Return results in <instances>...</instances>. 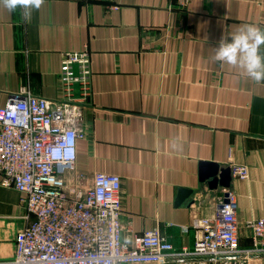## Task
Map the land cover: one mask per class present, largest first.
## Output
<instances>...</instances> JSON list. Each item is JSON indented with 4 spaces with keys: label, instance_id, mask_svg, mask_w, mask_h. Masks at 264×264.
Returning <instances> with one entry per match:
<instances>
[{
    "label": "crops",
    "instance_id": "crops-1",
    "mask_svg": "<svg viewBox=\"0 0 264 264\" xmlns=\"http://www.w3.org/2000/svg\"><path fill=\"white\" fill-rule=\"evenodd\" d=\"M245 24L264 29V0H44L28 21L0 4V108L22 89L62 99V53L88 49L84 180L68 182L89 188L97 172L119 175L122 239L158 228L177 250L194 248V223L215 219L231 189L241 246L251 247L247 224L264 217V82L214 60L221 38ZM216 166L231 168L229 187L210 184ZM22 196L0 174V261L15 256L28 222Z\"/></svg>",
    "mask_w": 264,
    "mask_h": 264
},
{
    "label": "built area",
    "instance_id": "built-area-1",
    "mask_svg": "<svg viewBox=\"0 0 264 264\" xmlns=\"http://www.w3.org/2000/svg\"><path fill=\"white\" fill-rule=\"evenodd\" d=\"M173 1L186 7L191 0ZM91 77L89 50L65 51L62 99L22 89L0 108V174L5 185L23 193L28 220L16 234L15 256L0 264H258L252 260L264 256V217L249 220L253 244L242 247L231 189L220 196L215 219L194 223V248L177 250L158 228L136 234L130 243L122 239L119 175L97 172L89 188L68 182L76 174ZM233 173L249 177L246 165H234Z\"/></svg>",
    "mask_w": 264,
    "mask_h": 264
},
{
    "label": "clouds",
    "instance_id": "clouds-1",
    "mask_svg": "<svg viewBox=\"0 0 264 264\" xmlns=\"http://www.w3.org/2000/svg\"><path fill=\"white\" fill-rule=\"evenodd\" d=\"M44 0H0L9 11L23 10V18L28 21L32 11L39 9ZM264 29L257 25H242L230 39L224 37L215 48L214 60L243 69L248 78L256 83L264 82Z\"/></svg>",
    "mask_w": 264,
    "mask_h": 264
},
{
    "label": "water",
    "instance_id": "water-1",
    "mask_svg": "<svg viewBox=\"0 0 264 264\" xmlns=\"http://www.w3.org/2000/svg\"><path fill=\"white\" fill-rule=\"evenodd\" d=\"M211 182L213 188H217L218 185H222L224 187H229L231 185V168H221L216 166L214 171L210 174Z\"/></svg>",
    "mask_w": 264,
    "mask_h": 264
}]
</instances>
